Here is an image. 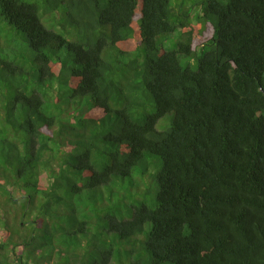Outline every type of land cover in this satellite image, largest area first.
Here are the masks:
<instances>
[{"label":"trees","instance_id":"trees-1","mask_svg":"<svg viewBox=\"0 0 264 264\" xmlns=\"http://www.w3.org/2000/svg\"><path fill=\"white\" fill-rule=\"evenodd\" d=\"M193 9L0 0V264H264V0Z\"/></svg>","mask_w":264,"mask_h":264},{"label":"rangeland","instance_id":"rangeland-1","mask_svg":"<svg viewBox=\"0 0 264 264\" xmlns=\"http://www.w3.org/2000/svg\"><path fill=\"white\" fill-rule=\"evenodd\" d=\"M30 1H36V0H30ZM183 1L185 2V8H187V10H190L191 8H194L192 10V12H194L195 15H198L200 13V10H201L200 7H202V5H203L205 0H183ZM6 29H8V28H6ZM11 30H12L11 31L12 34H9V36L11 37L9 39V43L11 44L12 47H15L18 50H20V52L25 53L24 47H26V45L21 43L22 42L21 39L15 37V35H18V37L19 36L21 37V35L17 34V32H15V30H13V29H11ZM6 32H7V30H4V32H2L1 35L2 36L6 35ZM12 36H14V37H12ZM171 38H172V36H171ZM174 44L175 43H173L172 45H174ZM4 140H5V137L0 136V142L4 141ZM2 149H3V146L0 143V154L2 152L3 153H7L6 151H2ZM1 162H3V158L2 157L0 158V163ZM1 171H2V169L0 168V172ZM0 197H1L2 201H3V203L0 205V233L2 232V229L5 230L6 232H8V231L11 232L12 231L11 230L12 219L10 218V216H11L12 212L17 211V214L19 216L20 215L22 216V212L19 211V208H16L17 210L14 211L15 207H11L10 203L8 202L9 198H7V197L3 198L2 196H0ZM23 221L28 224V227L26 228V232H28V233L35 232V229H34L33 225L31 226L29 224V217L27 215H24ZM32 221H33V219H32ZM18 231L20 233H24V229L23 228H19ZM2 234L3 233H1L0 236ZM8 255L11 256V253L9 252Z\"/></svg>","mask_w":264,"mask_h":264}]
</instances>
